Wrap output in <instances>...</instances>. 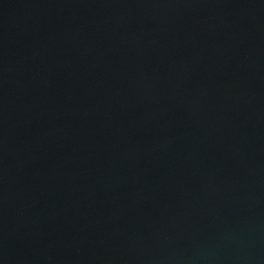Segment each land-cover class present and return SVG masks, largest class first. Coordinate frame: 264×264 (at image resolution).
<instances>
[{
  "label": "water",
  "instance_id": "water-1",
  "mask_svg": "<svg viewBox=\"0 0 264 264\" xmlns=\"http://www.w3.org/2000/svg\"><path fill=\"white\" fill-rule=\"evenodd\" d=\"M0 264H264V0H0Z\"/></svg>",
  "mask_w": 264,
  "mask_h": 264
}]
</instances>
